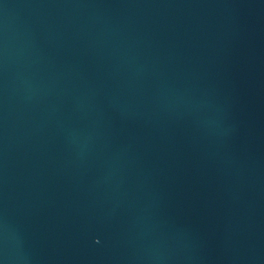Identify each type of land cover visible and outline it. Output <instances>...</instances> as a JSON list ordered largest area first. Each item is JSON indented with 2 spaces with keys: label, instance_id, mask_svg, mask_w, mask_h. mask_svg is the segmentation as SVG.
Returning a JSON list of instances; mask_svg holds the SVG:
<instances>
[{
  "label": "water",
  "instance_id": "95a60500",
  "mask_svg": "<svg viewBox=\"0 0 264 264\" xmlns=\"http://www.w3.org/2000/svg\"><path fill=\"white\" fill-rule=\"evenodd\" d=\"M0 264H264V0H0Z\"/></svg>",
  "mask_w": 264,
  "mask_h": 264
}]
</instances>
